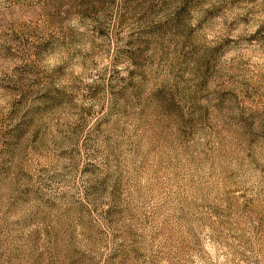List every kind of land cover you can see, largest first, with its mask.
<instances>
[{
  "label": "rangeland",
  "instance_id": "374dc122",
  "mask_svg": "<svg viewBox=\"0 0 264 264\" xmlns=\"http://www.w3.org/2000/svg\"><path fill=\"white\" fill-rule=\"evenodd\" d=\"M0 264H264V0H0Z\"/></svg>",
  "mask_w": 264,
  "mask_h": 264
}]
</instances>
